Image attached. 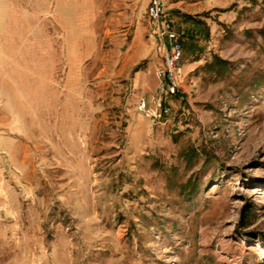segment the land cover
I'll use <instances>...</instances> for the list:
<instances>
[{
	"label": "rangeland",
	"instance_id": "1",
	"mask_svg": "<svg viewBox=\"0 0 264 264\" xmlns=\"http://www.w3.org/2000/svg\"><path fill=\"white\" fill-rule=\"evenodd\" d=\"M148 2L0 0V264H264V0Z\"/></svg>",
	"mask_w": 264,
	"mask_h": 264
},
{
	"label": "built area",
	"instance_id": "2",
	"mask_svg": "<svg viewBox=\"0 0 264 264\" xmlns=\"http://www.w3.org/2000/svg\"><path fill=\"white\" fill-rule=\"evenodd\" d=\"M146 13L151 25V34L156 40L157 54L162 63L156 73L160 82V94L178 95L179 64L183 56L181 40L186 36L187 31L167 13L166 0H149ZM157 106H161V99ZM138 111L145 114L149 112L143 100L138 104ZM162 112L167 113L168 109L164 108ZM152 115L160 117L156 112Z\"/></svg>",
	"mask_w": 264,
	"mask_h": 264
},
{
	"label": "trees",
	"instance_id": "3",
	"mask_svg": "<svg viewBox=\"0 0 264 264\" xmlns=\"http://www.w3.org/2000/svg\"><path fill=\"white\" fill-rule=\"evenodd\" d=\"M192 31L190 32V30L188 31V33L186 34V36L181 40V46H182V50H183V45H184V42L188 39V38H192L193 35H192Z\"/></svg>",
	"mask_w": 264,
	"mask_h": 264
}]
</instances>
